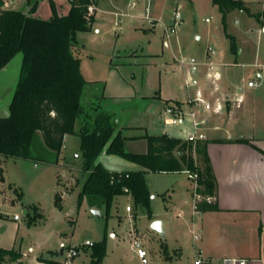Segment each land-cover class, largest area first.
<instances>
[{"label":"rangeland","instance_id":"obj_1","mask_svg":"<svg viewBox=\"0 0 264 264\" xmlns=\"http://www.w3.org/2000/svg\"><path fill=\"white\" fill-rule=\"evenodd\" d=\"M5 1L11 5L9 0ZM247 1L252 11L263 13L260 11L264 9V0ZM97 2L96 25L88 32L78 33L74 54L80 58L85 76L100 80L93 83V94L100 96L106 91L118 98L107 106L120 128L132 127L150 135L166 133L183 139L186 133L182 127L164 122L169 105L166 100L185 98L187 94L175 57L202 61L208 57V48H212L215 55L208 58L223 62L235 72H248L251 70L232 67L236 58L232 55L231 37L236 38L237 46L252 36L257 44L264 42V35L259 41L260 35L248 30L246 17L238 10L229 13L224 24L212 0H136L135 6H131L130 0H118V6L109 0H93L92 5L96 7ZM177 12L181 23L171 46L166 48L164 29L172 24ZM195 91L190 93L194 95ZM86 101L83 97L84 110L76 120L74 133L66 136L58 161L54 153L41 147L38 135L32 152L38 161L10 159L2 164L0 232L5 227L8 232L13 230L17 223L12 219L18 217L21 226L18 243L23 238V251L31 247L33 252H28L31 256L49 250L58 256L63 242L67 247H78L80 257L86 258L94 250L83 246L86 241L93 244L104 241L106 264H113L120 251L125 263L142 264L133 257V243L138 240L148 253L149 264H194L192 229L196 222L192 218L198 221L193 209L195 172L147 175L154 197L151 217L145 207L135 206L127 197L117 198L109 213L104 208L93 209L86 200L79 205L84 163L80 132L86 118ZM94 103L97 104L95 100ZM57 195L61 196L60 204L56 202ZM128 205L132 212H126ZM180 211L183 217L178 216ZM153 219L164 223V235L152 230ZM174 248H180L182 253L175 256ZM61 259L68 263L79 260L77 257L67 260L66 255Z\"/></svg>","mask_w":264,"mask_h":264},{"label":"trees","instance_id":"obj_2","mask_svg":"<svg viewBox=\"0 0 264 264\" xmlns=\"http://www.w3.org/2000/svg\"><path fill=\"white\" fill-rule=\"evenodd\" d=\"M68 15L43 20L21 11L3 9L0 1V71L17 55L23 61L20 79L10 106V116L0 118V179L2 164L10 159L38 161L32 155L37 133L42 135L48 152L60 155L67 135L74 133L78 116L84 110L82 99L87 82L81 71V60L74 52L78 33L88 32L95 23L89 8L92 0H68ZM222 14L223 23L229 13L244 11L258 22L262 14H251L242 0H212ZM86 111V110H85ZM83 123L81 150L83 154V184L78 196L79 205L88 201L95 210L109 213L115 200L130 197L135 206L146 208L152 216L148 173L195 172L196 192L203 200L197 202L200 212L215 211L205 198L215 197L216 178L207 154L208 142L190 143L163 135L145 134L148 150L145 154L127 152L123 130H117L113 113L100 107L86 111ZM88 120H91L90 123ZM142 168L139 171L114 172L99 163L105 151ZM196 163H198L196 165ZM61 203V196H56ZM92 260L100 264L106 256L105 242L94 244ZM22 254L0 248V264H15ZM49 264H64L48 261Z\"/></svg>","mask_w":264,"mask_h":264},{"label":"crops","instance_id":"obj_3","mask_svg":"<svg viewBox=\"0 0 264 264\" xmlns=\"http://www.w3.org/2000/svg\"><path fill=\"white\" fill-rule=\"evenodd\" d=\"M2 1L6 5V8L3 7V9L21 11L25 14H29L33 9L34 13L32 15L43 20L51 19L54 10L59 16H66L71 9L68 0H9L10 6L5 0ZM109 1L118 6V0ZM242 1L251 14L259 13L251 10L248 6L249 1ZM98 2L93 26L96 25ZM260 12H264V9ZM241 14L246 17L248 30L253 35L258 33L260 41L262 39L261 34L264 35V20L258 22L247 12ZM254 37L242 40L240 46H237L236 38L231 37L234 40L232 55L236 58L232 67L250 69L251 71L235 72L230 70V66L221 61H214L208 57L207 59L204 58L201 62L211 61L218 67V72H215L218 73V79H214L212 74L210 75L207 69L203 68L199 76L200 85L194 95L187 91L185 98L178 97L166 100L167 104H178L185 112L195 111L199 120L206 116V112L203 104L195 102L198 90L204 99L213 106L219 103L224 105V111L221 114L211 113L209 115L207 124L202 130L206 136L205 141L208 142L207 154L217 182L216 196L214 197L217 210L201 212L198 215V221H195L194 217L192 218L200 232V240L197 243H192V253H195L196 248L203 250L204 254L213 261V264H217L226 257L246 259L248 264H264V42L261 45L259 42L257 44ZM22 61V54H17L0 71V118L10 116V106L20 79ZM180 71H182L181 68ZM181 73L184 81V72ZM82 74L87 82L83 96L87 99L85 110L88 112V109L100 107L102 110L111 112V108L107 104L118 98L107 95L106 91L100 96L93 94L92 85L97 81L100 82V80L88 79L83 72ZM254 80L258 82V86L248 88V82ZM239 88H243L245 96L244 101L241 103L235 101ZM158 97L160 95L154 98L157 99ZM94 100L97 102L96 105ZM86 111L85 114H87ZM85 121L86 119L83 123ZM182 128V131L186 133L183 140H186L188 133L191 131V126L187 124ZM117 130H123L127 152L137 154L147 152L148 145L146 140L143 139L145 134H149L146 130L132 127H117ZM163 134L166 133L157 135ZM38 135L41 137V140H39L41 147H44L42 135L37 133V137ZM113 156L107 155L105 149L97 161L114 172L142 170L140 166L134 163ZM56 157L58 161L59 155H56ZM57 161L55 164L58 163ZM59 166L71 170L66 165ZM59 183H63L62 178L59 179ZM196 189L197 184L193 192L194 203ZM127 198L131 199L130 197ZM126 212L128 211L126 210ZM130 212H132V208ZM180 214L181 216H179ZM183 215L182 211L178 213L179 217H183ZM28 216L31 217L30 214ZM12 220L17 223L14 229L8 232V228L5 227L0 232V248L15 250L22 254L20 261L15 264H49L48 261L64 264H95L92 260L93 252L89 253L86 258L80 257L79 254L77 257L79 260L72 263L61 259L64 254L61 255L59 252L58 256H55L51 250L40 255L31 256L29 254L31 251L33 252L31 247L28 251H23L22 243L24 239L22 238L18 243L21 228L19 220L14 218ZM152 221L155 222L157 219ZM162 227H164V223ZM62 245L65 244L60 243V251ZM180 250V248H174L172 252L175 256H178L182 253ZM134 251L133 257L139 259ZM107 257L106 255L100 264H106ZM116 257L113 264H127L124 262L121 251L117 253Z\"/></svg>","mask_w":264,"mask_h":264},{"label":"built area","instance_id":"obj_4","mask_svg":"<svg viewBox=\"0 0 264 264\" xmlns=\"http://www.w3.org/2000/svg\"><path fill=\"white\" fill-rule=\"evenodd\" d=\"M93 2V0H92ZM131 6H135L136 0H130ZM90 14H95L96 7L91 4L89 8ZM240 13H243L241 10ZM209 22V20H207ZM181 23V15L177 12L174 15L173 22L168 27L164 29V41L163 44L166 48H169L172 44V38L177 34V30ZM261 33V32H260ZM208 57H213L215 55V51L212 48H208ZM175 61L179 64L181 70L184 72V87L187 91H191L193 89H197L200 85V73L202 72L203 68L207 69L209 74H212L214 79H218V72L217 66L214 62H201L195 57H175ZM248 88H254L258 86V82L256 80L250 81L247 84ZM244 90L243 88L238 89V93L236 94L235 101L237 103H241L244 101ZM195 102L201 103L204 106V111L206 112V116L202 119H198V115L195 111L185 112L178 104H169L167 105L165 112H164V122L167 125L172 126H180L184 127L187 124L191 126V131L188 133L186 141L196 144L197 142H204L206 140V136L203 134L202 130L203 127L206 126L207 121L209 119V115L211 113L214 114H221L224 111V105L217 104L213 106L209 102H207L201 92L198 90L196 92V99ZM193 178H197V175H194ZM203 200L201 196H199L196 192L195 194V203H194V215H199L201 212L196 210L197 202ZM205 201L212 205L215 202L214 197L205 198ZM126 210L128 212L131 211V207L127 206ZM181 216V214L179 215ZM18 220V217L14 218ZM194 222V220H193ZM193 240L197 243L200 240V232L197 229L196 225L192 229ZM83 246L93 247L94 244L90 241H86ZM133 247L136 250L138 258L141 260L142 264H148V253L144 249L142 243L138 240H135L133 243ZM63 254L66 255L67 260H72L79 256L80 250L78 247H67L62 245ZM194 264H213V261L208 258L203 250L196 248L195 250V258ZM217 264H248L246 259L237 258V257H226L221 259Z\"/></svg>","mask_w":264,"mask_h":264},{"label":"water","instance_id":"obj_5","mask_svg":"<svg viewBox=\"0 0 264 264\" xmlns=\"http://www.w3.org/2000/svg\"><path fill=\"white\" fill-rule=\"evenodd\" d=\"M151 199H154V197L151 196ZM95 214L99 215L100 213L98 211H95ZM152 230H154L157 233H160V234L164 235V231H163V228H162V223L160 221L153 222ZM63 251H64L63 248H61V251H60L61 255L63 254Z\"/></svg>","mask_w":264,"mask_h":264}]
</instances>
